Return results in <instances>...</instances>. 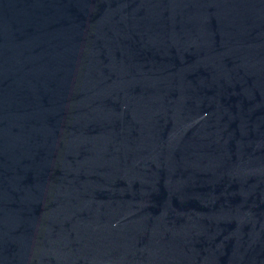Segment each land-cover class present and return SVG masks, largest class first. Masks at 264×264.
Here are the masks:
<instances>
[{"label":"water","instance_id":"obj_1","mask_svg":"<svg viewBox=\"0 0 264 264\" xmlns=\"http://www.w3.org/2000/svg\"><path fill=\"white\" fill-rule=\"evenodd\" d=\"M0 264H264V0H0Z\"/></svg>","mask_w":264,"mask_h":264}]
</instances>
